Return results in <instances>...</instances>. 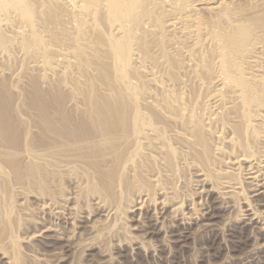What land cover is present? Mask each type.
<instances>
[{"label":"rangeland","instance_id":"374dc122","mask_svg":"<svg viewBox=\"0 0 264 264\" xmlns=\"http://www.w3.org/2000/svg\"><path fill=\"white\" fill-rule=\"evenodd\" d=\"M251 1L0 0V115L13 131L0 134V264H264L258 200L250 204L261 229L240 222L257 198L243 179L247 163L225 169L241 151L264 157L255 135L264 121L237 102L241 91L264 104V0ZM175 12L182 24L170 27ZM217 74L218 111L206 102ZM97 101L124 112L123 126L96 130ZM42 111H57L54 130ZM65 115L91 131L61 134ZM94 166L111 171L105 188ZM219 175L238 182V193L221 194ZM207 219L212 229H197ZM173 226L191 233L186 246L171 242Z\"/></svg>","mask_w":264,"mask_h":264},{"label":"bare ground","instance_id":"6f19581e","mask_svg":"<svg viewBox=\"0 0 264 264\" xmlns=\"http://www.w3.org/2000/svg\"><path fill=\"white\" fill-rule=\"evenodd\" d=\"M257 1V0H256ZM252 2V1H251ZM255 2V0L252 2V3H254ZM260 3V2H259ZM262 3V2H261ZM258 4V3H257ZM179 23H181L182 24V17L179 15V13L178 12H175V15H174V17L173 18H171L170 19V22H169V26L171 27V26H173V27H178L177 25H180ZM172 27V28H173ZM121 28V27H120ZM120 28H118L117 27V29H116V31L117 32H119L120 31ZM180 28V27H179ZM174 29V28H173ZM175 29H177V28H175ZM185 30H187V33H188V29H186V28H184ZM247 29H250V27H247L246 28V30ZM252 30V29H251ZM241 32L243 31L242 29L240 30ZM189 33H190V31H189ZM262 42V41H261ZM262 43H264V42H262ZM258 69H260V68H258ZM258 69H254L255 71H256V73L257 72H259V70ZM254 70L251 68V70H249V72L247 73V74H249V75H255V73H254ZM261 70V69H260ZM262 72V70L260 71V73ZM216 79V80H215ZM214 80L216 81V83L214 84L213 83V85H217V88L215 89V91L214 90H212L211 92L213 93V94H210V96L208 95V99H206V102H207V100H208V102H209V105L210 104H212L211 106H213L214 108L216 107V105H218V103L220 102V97L223 95V93H222V95H221V89H220V87H222L221 85L223 84V86H224V84H225V81H224V78H223V76H222V74H217L216 76H214ZM220 86V87H219ZM233 90H235V89H233ZM237 90V89H236ZM220 91V92H219ZM233 92V91H232ZM230 93V92H229ZM234 93H235V91H234ZM238 93V91L235 93V96H236V94ZM38 94V93H37ZM39 95V94H38ZM231 95H233L234 96V94H232L231 93ZM242 95H244V96H242ZM241 95V91H239V93H238V95H237V97L239 98V100H237V102L239 101V103H240V107L241 108H244V110H242V111H244V112H241L242 114L244 113V114H248V116L249 115H253L255 118H258V119H261V122L262 121H264L263 119H264V104H263V102H262V104H259V103H253V102H255V101H253L252 103H249L248 104V100H249V97H248V94H242ZM228 96V95H227ZM227 96L225 97V95H224V98H227ZM230 96V95H229ZM34 97V96H33ZM32 97V98H33ZM223 98V97H222ZM221 98V99H222ZM223 98V99H224ZM234 98H236V97H234ZM234 98H230V99H232V102L233 103H235V100H234ZM40 99V98H39ZM227 99H229V98H227ZM34 100V101H33ZM41 100V99H40ZM40 100H38V98H37V96H35L32 100H31V102H32V105H33V102H35L36 101V104H39V102H40ZM55 99H53V101H54ZM225 100V99H224ZM43 101V100H42ZM57 101H59V99H57ZM61 101V100H60ZM221 101H223V100H221ZM226 101V100H225ZM225 101L223 102V103H225ZM229 101V100H228ZM228 101H227V104H228ZM260 101V100H259ZM5 102V101H4ZM45 102V101H44ZM51 102V101H50ZM50 102H49V104H50ZM230 102H231V100L229 101V104H230ZM221 103V102H220ZM220 103H219V107H220ZM35 104V103H34ZM35 104V107L37 106V107H39V105H36ZM42 104H43V102H42ZM222 104V103H221ZM228 104V106H230ZM44 105V104H43ZM45 105H46V103H45ZM208 105V106H209ZM215 105V106H214ZM234 105V104H233ZM56 106V105H55ZM94 107H93V114H92V116H93V119H94V122H95V124H94V127H95V129L96 130H99V131H101V132H104V131H108V132H111L110 130L111 129H115V128H113V127H116L117 125H121V126H123V124H122V120H123V118H124V112H117L118 110H116V105L115 104H111V103H109V102H101V101H97L94 105H93ZM218 106L215 108V109H217L218 108ZM225 106H227V105H225ZM238 104H237V108H238ZM41 107H43V106H41ZM40 107V108H41ZM210 107V106H209ZM230 107H232V106H230ZM230 107H226L227 108V110H228V108L229 109H232V108H230ZM236 107V106H235ZM234 107V108H235ZM48 110H47V112L46 113H48L49 111L51 112V110H53V109H51V108H49V107H46ZM46 108H41L43 111L46 109ZM58 108V107H57ZM57 108L56 109H54V110H57ZM3 109V108H2ZM39 109V108H38ZM210 109V108H209ZM208 109V110H209ZM6 110V109H5ZM62 110V109H61ZM211 110V109H210ZM238 110H240V109H238ZM2 111V110H1ZM42 111V112H43ZM211 111H214V110H211ZM217 111H218V109H217ZM6 112V111H5ZM5 112H2V114L0 115V118L2 119V122H1V125H0V134H2V136H3V138H1V139H6V138H4V135L6 136V137H8L10 134H12V132L13 131H11L12 129H11V127H12V123L10 124L11 125V127L10 126H8V123L7 122H5V116H3V115H5ZM45 112V111H44ZM43 112V113H44ZM52 112H54V113H52V114H49L50 116H48L46 113H44L43 115H42V113L39 115L40 116V118L42 119V121L44 122V125H45V127L48 129V130H54L55 128V125H54V123H53V119H54V121L56 120V117H57V114H56V112L55 111H52ZM1 113V112H0ZM208 113L209 112H207V115H208ZM210 113H212V112H210ZM238 113V112H237ZM7 114H8V112H7ZM217 114V113H216ZM216 114H214V115H216ZM219 114V113H218ZM218 114H217V116H218ZM42 115V116H41ZM63 115V114H62ZM67 115H68V113H67ZM214 115H212V117H214ZM237 115V114H236ZM60 116V115H59ZM69 116V115H68ZM206 116V115H205ZM217 116H215V117H217ZM234 117H235V115H233ZM238 116V115H237ZM249 117L250 119L251 118H253V119H255L254 117ZM6 117H7V115H6ZM212 117H208V119H210V120H212ZM214 117V118H215ZM241 117V116H240ZM8 118V120H10V118L9 117H7ZM58 118V117H57ZM233 118V117H232ZM236 118V117H235ZM243 118V117H242ZM249 118L247 117V120L246 121H248L249 120ZM62 119V120H61ZM61 119H59V120H61V121H59L60 123H63L64 125H60V126H63V127H59L60 129H62V131H61V134H72V135H75L76 137H78V136H86L88 133H89V131H91V130H88V129H84V128H78L77 126L75 127L73 124H70V123H66L65 121H67V122H69V119H68V117H66V115H65V118L63 117V118H61ZM65 119V120H64ZM204 119H206L205 117H204ZM207 119V120H208ZM237 119V118H236ZM252 119V120H253ZM7 119H6V121H8ZM214 120V119H213ZM233 120H235V119H233ZM241 120V119H240ZM70 121H72L71 119H70ZM215 121V120H214ZM230 121H231V119H230ZM254 121V120H253ZM257 121V120H256ZM256 121H254V122H256ZM207 122V121H206ZM211 122V121H210ZM209 121H208V123H210ZM239 122V121H238ZM249 122L251 123V121L249 120ZM260 122V121H259ZM55 123H57V122H55ZM208 123H207V125H208ZM212 123V122H211ZM248 123V122H247ZM247 123H246V125H247ZM249 123V124H250ZM258 123V122H257ZM256 123V124H257ZM248 124V125H249ZM259 124H264V123H259ZM258 124V125H259ZM210 125V124H209ZM208 125V126H209ZM247 125V126H248ZM251 126H253L254 127V125L253 124H250ZM257 125V126H258ZM57 126V125H56ZM120 126V127H121ZM251 126H249V128L251 127ZM9 127V128H8ZM253 127H251V128H253ZM260 128V130L261 131H256L255 129L256 128H253L255 131H256V134L255 135H259L261 138H264V128L263 129H261V126L259 127H257V129H259ZM9 129V130H8ZM11 129V130H10ZM46 129V130H47ZM223 129V128H222ZM14 130V129H13ZM251 131H253L252 129H250ZM58 131V130H57ZM216 132H218V131H216ZM113 133H115V131L113 132ZM177 133V132H176ZM219 133H222V130H221V132H220V130H219V132H218V134H217V137L216 138H219V139H221L222 138V136H220L219 137ZM107 134H110V133H107ZM177 134H179V133H177ZM253 135H251L253 138H254V132L252 133ZM75 136H73V137H75ZM215 137V136H214ZM228 137V136H227ZM252 137H251V139H252ZM256 137V136H255ZM83 138H85V137H80V138H74V139H72V140H80V139H83ZM187 137L185 136V139H186ZM226 138V137H225ZM259 138V137H258ZM188 139V138H187ZM186 139V140H187ZM218 139V141L219 142H221L220 140ZM224 139V138H223ZM236 139V138H235ZM255 139V138H254ZM254 139H252V140H254ZM257 139V138H256ZM255 139V140H256ZM71 140V139H70ZM226 140H228V142L229 143H236V142H234V136H230L228 139H226ZM261 140V139H260ZM259 140V141H260ZM217 140H216V142H218ZM223 141H225V140H223ZM222 141V142H223ZM236 141V140H235ZM258 140H256V143H259V142H257ZM252 142V141H251ZM261 142H263L262 140L260 141V143ZM223 143H225V142H223ZM228 143V144H229ZM255 143V142H254ZM253 143V145H255ZM220 144V143H219ZM263 144H264V142H263ZM217 145V144H216ZM222 145V144H221ZM230 145V144H229ZM258 145V144H257ZM262 145V144H261ZM224 146V145H223ZM223 146H222V148H223ZM232 147H234V146H237V145H235L234 144V146H233V144L231 145ZM252 146V145H251ZM261 147V146H260ZM253 148V147H252ZM262 148V147H261ZM263 148H264V146H263ZM216 149H221L220 147H219V145H217V146H215V151H216ZM259 148H257L255 151H257ZM222 150V149H221ZM220 150V151H221ZM227 150V149H226ZM250 150V149H249ZM260 150V151H259ZM258 151L260 152H258L259 154H258V156H260L261 155V150H263V152H262V154L264 155V149H259ZM248 151V150H247ZM251 151V150H250ZM224 151H222V153H223ZM242 152V151H241ZM241 152H239V154H237V155H235V154H233V155H235L233 158H231V156H230V159H231V161H228L230 164V166H228V164H227V167H225V169L228 171V173H229V170H230V172L232 171V170H235L236 168H235V166H233V165H236L237 163H239V162H245V163H247V167H248V169H247V172L244 174L246 177H243V179H248V181H249V183H250V189H247V191H249V192H251L252 194H251V196H249V197H256L257 196V198H258V196L260 197V200L259 199H257V198H254V200L253 199H250L249 200V202H247L246 200V202L247 203H245V206H246V209H245V211H246V213L244 214H242L243 216L240 218L242 221H240L241 222V226H245V225H249V226H251V227H256V228H258V225L257 224H259V219H260V217H261V212H260V210H259V208H256V207H254V205L253 204H250L251 202H255L256 200H258L260 203L259 204H257L258 206L259 205H262L263 207H264V157H263V155H262V157L263 158H258V157H255L254 155H256L257 154V152H255L254 154L252 153V152H250L249 153V151L248 152H244L243 151V153H241ZM220 153V152H219ZM218 153V154H219ZM221 153V154H222ZM227 153V152H226ZM218 154H216V155H218ZM228 154V153H227ZM226 154V155H227ZM220 155V154H219ZM230 155V154H229ZM229 155H227L228 157H229ZM232 155V156H233ZM228 159V158H227ZM225 160V159H224ZM225 163H227V162H225ZM112 164V166H114L113 165V163H111ZM111 164H109V165H106L107 167L108 166H110ZM222 164H224V163H222ZM241 164V163H240ZM240 164H239V166L238 167H240ZM244 164V163H243ZM102 165H103V163H102ZM238 165V164H237ZM97 166H99V164L98 165H96V167ZM103 166H105V165H103ZM102 166V167H103ZM112 166H110V168L112 167ZM101 167V168H102ZM238 167H237V169H238ZM11 168H12V170L14 171V173L17 175V173L15 172V169H16V167H13V166H11ZM94 168H95V166H94ZM101 168L99 167V170H97L98 169V167H97V169L95 170L96 171V173H97V179H98V181H99V184H102V186L105 188V184L108 182V183H110L111 182V180H113V179H110V173H111V171H107V169H103L104 171H101ZM104 168H106V167H104ZM235 168V169H234ZM220 169H222V168H220ZM224 169V170H225ZM17 170V169H16ZM219 170V169H218ZM224 170L222 171L223 173H224ZM225 170V171H226ZM220 171V172H221ZM113 172V171H112ZM201 172H203V173H205V175H207V173L206 172H204V170H201ZM201 172L200 173H198V174H201ZM219 172V171H218ZM232 172H234V171H232ZM196 173V172H195ZM202 173V174H203ZM222 173V174H223ZM28 175H29V178L30 179H34L35 178V174L32 172V170L29 168L28 169ZM103 175V176H102ZM116 174H115V171H114V176H115ZM227 175V174H226ZM200 176V175H199ZM202 176V175H201ZM219 176H221V175H219ZM197 177V176H196ZM206 176H203V178H205ZM222 177V176H221ZM226 177V176H225ZM225 177L223 176L222 177V179H224L223 181H221V179H219L221 182H219V186H221L220 187V189H218L219 191H220V193L221 194H223L224 196H226V198H228V196H231V194H237L236 192H235V190H237V189H240L239 188V185H238V182H236V183H234V181H231V177H230V179H229V177H228V179L226 180L225 179ZM226 177V178H227ZM112 178V177H111ZM200 178V177H199ZM202 178V177H201ZM203 178H202V180H203ZM198 179V178H197ZM206 179H208V178H206ZM201 180V179H200ZM205 180V179H204ZM203 180V181H204ZM209 182V181H208ZM113 183V182H112ZM201 183H202V181H201ZM206 184H209V183H207V181L205 182ZM204 183V184H205ZM247 184H248V182H246ZM195 184H197V183H195ZM215 185V184H214ZM218 185V184H217ZM219 186H218V188H219ZM197 187V186H196ZM196 187H194L193 189H195ZM202 187V186H201ZM215 187H216V185H215ZM242 187V186H241ZM249 187V186H248ZM217 188V187H216ZM244 188V187H243ZM106 189H107V187H106ZM164 189V188H163ZM168 189V188H167ZM208 189V188H207ZM206 189V190H207ZM212 189V188H211ZM200 190V189H199ZM218 190H216V191H218ZM246 190V189H245ZM107 191H109V189L107 190ZM163 191V190H162ZM169 191V190H168ZM171 191V190H170ZM197 191V190H196ZM203 191V190H202ZM213 191H215V188H214V190ZM237 191H239V190H237ZM164 192V191H163ZM166 192V191H165ZM242 192H243V190H242ZM159 193H161V192H159ZM171 193H173V192H171ZM197 193V192H196ZM198 193H199V191H198ZM141 194H143V193H141L140 192V195ZM169 194H170V192H169ZM139 195V196H140ZM147 195H149L148 193H147ZM147 195H145V196H147ZM219 195V194H218ZM249 195V194H248ZM247 195V196H248ZM138 196V195H137ZM164 196V195H163ZM166 197H167V195H165ZM164 196V197H165ZM170 196V195H169ZM163 197V198H164ZM245 197V196H244ZM243 197V198H244ZM249 197H248V199H249ZM138 198V197H137ZM136 198V199H137ZM140 198V197H139ZM153 198V197H152ZM161 198V197H160ZM168 198V197H167ZM134 199V198H133ZM151 199V198H150ZM154 199V198H153ZM242 199V198H241ZM245 199V198H244ZM164 200V199H163ZM168 200V199H167ZM140 201V200H139ZM146 201V200H145ZM148 201V200H147ZM151 201V200H150ZM156 201V203H157V201L158 200H155ZM161 201V200H160ZM166 201V200H165ZM244 201V200H243ZM244 201V202H245ZM251 201V202H250ZM130 202H132V201H130ZM141 202V201H140ZM143 202H144V200H143ZM142 202V203H143ZM159 202V201H158ZM167 202V201H166ZM178 202V201H177ZM257 202V201H256ZM134 203V202H133ZM140 204V203H139ZM165 204V203H164ZM179 204V203H178ZM178 204H177V207H178ZM143 205V204H142ZM173 205V204H172ZM42 206H43V204H42ZM134 206V205H133ZM137 206V205H136ZM144 206V205H143ZM46 207V206H45ZM43 208V207H42ZM132 208V207H131ZM130 208V209H131ZM176 208V207H175ZM174 208V210H176ZM209 209V208H208ZM207 210V209H206ZM172 211V210H171ZM208 211V210H207ZM175 213H176V211H174ZM175 213H173V214H175ZM204 213V212H203ZM210 213V212H209ZM181 214H182V212H181ZM185 214V213H184ZM183 215V214H182ZM212 216V215H211ZM241 216V215H240ZM82 217V216H81ZM184 217V216H183ZM182 217V218H183ZM264 217V216H263ZM178 218V214H176V215H173V219H177ZM182 218H180V220L182 219ZM210 219V218H209ZM178 220V219H177ZM187 220V219H186ZM204 220H206L205 218H204ZM182 221H184V218L182 219ZM183 222H181V224H182ZM185 223H187V222H185ZM237 223V222H236ZM264 223V222H263ZM243 224V225H242ZM191 225V224H190ZM196 225H198L197 223H196ZM214 225V222H208V219H207V221L205 222V223H203V222H201V224L200 225H198V228L197 229H199V228H201V227H204V228H206V226L207 227H209V226H213ZM236 226V225H235ZM262 226V225H261ZM173 227H175V228H173ZM172 227V229H170V231H172L171 232V234H170V236H176L177 238L175 239V240H172L171 242H176L177 244H176V246H179V247H183V246H186L187 244H186V242L189 240V239H191L190 238V234L191 233H189V232H186V231H181V232H179V233H174V231H175V229H177V226H173ZM240 227V226H239ZM264 227V226H263ZM204 228H203V230H204ZM210 228V227H209ZM260 228V227H259ZM258 228V229H259ZM206 229H208V228H206ZM210 229H212V228H210ZM261 229V228H260ZM264 229V228H263ZM200 230V229H199ZM209 230V229H208ZM207 230V231H208ZM170 231H168V232H170ZM177 231V230H176ZM200 231H202V230H200ZM169 236V237H170ZM32 237H34V236H32ZM172 238H174V237H172ZM134 240L136 241V239L134 238ZM170 240V239H169ZM140 240H138V242H139ZM132 242H134V241H132ZM169 242V241H168ZM170 242V243H171ZM140 243H142V242H140ZM178 244H180V245H178ZM131 245H132V243H131ZM136 246H135V248H138V245L137 244H135ZM141 245V244H140ZM161 245V244H160ZM157 246L158 248L156 249L157 251L156 252H158V253H160V252H163L164 250H163V248H161V246ZM155 247V246H154ZM154 247H152V248H154ZM116 248V247H115ZM114 248V249H115ZM156 248V247H155ZM154 248V249H155ZM126 249V248H125ZM131 249V248H130ZM139 249H141V248H139ZM136 250V249H135ZM151 251V250H150ZM154 252H155V250H153ZM152 251V252H153ZM176 251V250H175ZM179 250H177V252H178ZM181 251V250H180ZM179 251V252H180ZM114 252V251H113ZM118 252V251H117ZM116 252V253H117ZM152 252H150V253H152ZM155 252V253H156ZM182 252V251H181ZM111 254V253H110ZM173 254V253H172ZM176 254V253H175ZM175 254H173L172 255V257H174L175 256ZM181 254V253H180ZM155 255V254H154ZM108 256H110V255H108ZM178 256H180V255H178ZM172 257H170V258H172ZM179 258V257H178ZM177 258V259H178ZM173 259V258H172ZM171 259V260H172ZM177 259H175V260H177ZM170 260V261H171ZM170 263V262H169ZM178 263V262H177ZM176 263V264H177ZM180 263V262H179ZM178 263V264H179Z\"/></svg>","mask_w":264,"mask_h":264}]
</instances>
